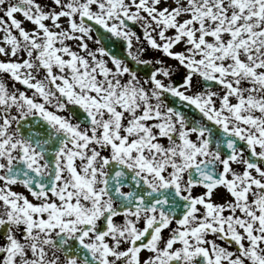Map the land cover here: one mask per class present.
Returning a JSON list of instances; mask_svg holds the SVG:
<instances>
[{
	"label": "snow or ice",
	"instance_id": "6c2138e0",
	"mask_svg": "<svg viewBox=\"0 0 264 264\" xmlns=\"http://www.w3.org/2000/svg\"><path fill=\"white\" fill-rule=\"evenodd\" d=\"M0 264H264V0H0Z\"/></svg>",
	"mask_w": 264,
	"mask_h": 264
}]
</instances>
